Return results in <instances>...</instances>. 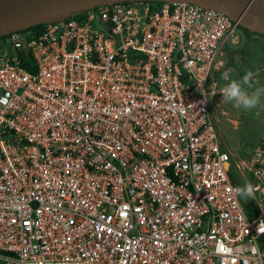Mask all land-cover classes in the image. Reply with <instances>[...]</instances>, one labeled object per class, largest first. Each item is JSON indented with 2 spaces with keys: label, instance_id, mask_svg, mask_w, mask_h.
<instances>
[{
  "label": "built area",
  "instance_id": "1",
  "mask_svg": "<svg viewBox=\"0 0 264 264\" xmlns=\"http://www.w3.org/2000/svg\"><path fill=\"white\" fill-rule=\"evenodd\" d=\"M242 38L187 0L0 36V264H264V126L238 156L209 100Z\"/></svg>",
  "mask_w": 264,
  "mask_h": 264
},
{
  "label": "rangeland",
  "instance_id": "2",
  "mask_svg": "<svg viewBox=\"0 0 264 264\" xmlns=\"http://www.w3.org/2000/svg\"><path fill=\"white\" fill-rule=\"evenodd\" d=\"M243 32V38L234 47H226L221 57L222 64L211 75V87L215 93L209 98L214 118L225 143L235 149V153L248 158L256 146L264 126V111L259 117L253 113L234 108L230 103L222 102L220 88L225 81L221 74L232 69L239 79L246 71H258L260 83L264 85V36L256 32Z\"/></svg>",
  "mask_w": 264,
  "mask_h": 264
},
{
  "label": "water",
  "instance_id": "3",
  "mask_svg": "<svg viewBox=\"0 0 264 264\" xmlns=\"http://www.w3.org/2000/svg\"><path fill=\"white\" fill-rule=\"evenodd\" d=\"M127 0H0V36L63 18L64 12ZM175 1V0H154ZM226 12L239 25L264 35V0H187ZM228 166V162L226 163Z\"/></svg>",
  "mask_w": 264,
  "mask_h": 264
},
{
  "label": "clouds",
  "instance_id": "4",
  "mask_svg": "<svg viewBox=\"0 0 264 264\" xmlns=\"http://www.w3.org/2000/svg\"><path fill=\"white\" fill-rule=\"evenodd\" d=\"M258 75V71L248 70L237 79L232 69H226L221 74L222 80L225 81L220 88L222 102L230 103L238 110L259 117L264 111V85L257 79ZM237 195L248 201L255 199V190L252 185L246 183L237 191Z\"/></svg>",
  "mask_w": 264,
  "mask_h": 264
},
{
  "label": "trees",
  "instance_id": "5",
  "mask_svg": "<svg viewBox=\"0 0 264 264\" xmlns=\"http://www.w3.org/2000/svg\"><path fill=\"white\" fill-rule=\"evenodd\" d=\"M80 13V11L79 10H73V11H69V12H64L62 15H61V17H63V18H69V17H73V16H76V15H78ZM239 27H240V29L242 30V31H245V32H252V31H249L246 27H244V26H241V25H239ZM43 28V23H39V24H37V25H35V26H31V27H29V28H27L26 30H31V31H33V32H35V33H38L41 29ZM256 33H259V32H256ZM260 34V33H259ZM262 35V34H261ZM264 36V35H263Z\"/></svg>",
  "mask_w": 264,
  "mask_h": 264
}]
</instances>
